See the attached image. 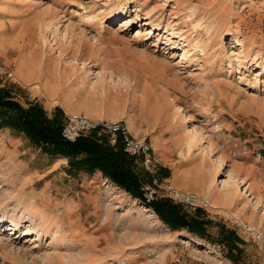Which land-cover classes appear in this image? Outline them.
<instances>
[{"label": "rangeland", "instance_id": "obj_1", "mask_svg": "<svg viewBox=\"0 0 264 264\" xmlns=\"http://www.w3.org/2000/svg\"><path fill=\"white\" fill-rule=\"evenodd\" d=\"M0 23V86L49 116L61 108L62 131L70 114L123 122L154 152L153 173L130 155L145 174L141 200L101 171L69 174L68 158L0 128V264H235L218 244L165 224L148 205L163 198L226 224L247 263L264 264L246 229L264 233V0H0ZM25 49L28 83L12 61ZM91 132L121 140L103 125L82 136ZM208 179L230 192L229 206L207 196Z\"/></svg>", "mask_w": 264, "mask_h": 264}, {"label": "trees", "instance_id": "obj_2", "mask_svg": "<svg viewBox=\"0 0 264 264\" xmlns=\"http://www.w3.org/2000/svg\"><path fill=\"white\" fill-rule=\"evenodd\" d=\"M62 125L61 108L56 107L53 116H49L38 101L24 105L10 88L0 86V128L21 132L42 151L68 158L67 171L71 175L101 171L126 192L145 200L141 189L145 174L137 159L124 151L122 140L113 145L106 136L91 132L71 142L62 136ZM148 205L172 229L185 230L200 239L214 242L235 264H248L245 248L242 247L244 240L226 224L210 218L203 209L191 211L168 198ZM213 226L219 227L217 235L211 231Z\"/></svg>", "mask_w": 264, "mask_h": 264}, {"label": "built area", "instance_id": "obj_3", "mask_svg": "<svg viewBox=\"0 0 264 264\" xmlns=\"http://www.w3.org/2000/svg\"><path fill=\"white\" fill-rule=\"evenodd\" d=\"M100 125L106 127L111 133V141L113 143H116L118 138H120L123 142L124 151L129 155L140 157L143 168L149 173H153L154 152L151 144L145 138L137 139L132 137L126 124L123 122L102 121L89 118L83 114H70L64 125L62 135L66 140L74 142L82 136L84 131L96 128ZM154 182L157 183L158 180L154 178ZM143 189L145 190V195L148 200L154 198L155 191L149 184L144 185ZM174 195L192 205H196L198 202L202 201L199 196L189 191H177L174 189ZM206 203L207 202H204V204ZM246 229L256 234L257 238L264 246L263 232L251 227H247Z\"/></svg>", "mask_w": 264, "mask_h": 264}, {"label": "crops", "instance_id": "obj_4", "mask_svg": "<svg viewBox=\"0 0 264 264\" xmlns=\"http://www.w3.org/2000/svg\"><path fill=\"white\" fill-rule=\"evenodd\" d=\"M27 57V58H26ZM24 58V59H23ZM12 61L15 63L17 70H16V78L21 80L23 83H28L31 80H29V78L32 79V76H30L29 72V68H27L30 65H33V67H35V62L34 59L31 57V55L26 56L23 53V57L21 58H13ZM9 63L8 60V64H12L13 62ZM33 61V64H31V62ZM25 62V63H23ZM23 63V64H22ZM22 65V66H21ZM21 67V68H20ZM26 70H25V68ZM22 69H24L25 71H23ZM21 72V73H20ZM34 74H35V68H34ZM27 78H26V77ZM134 131V130H133ZM132 131V132H133ZM135 136H140L142 135V132H140V134H137L139 132H133ZM143 134H145V132H143ZM145 136V135H144ZM237 161L239 162V167H243V155H238ZM243 169V168H242ZM241 177H243V172L241 174ZM215 186L213 185V181L211 182V179L207 180L204 184H203V190L204 188L207 190L205 193L207 194L208 197H210L216 204L222 205V206H229L231 198H230V192L227 189L224 188H220V189H216L214 188ZM200 189V188H199Z\"/></svg>", "mask_w": 264, "mask_h": 264}, {"label": "bare ground", "instance_id": "obj_5", "mask_svg": "<svg viewBox=\"0 0 264 264\" xmlns=\"http://www.w3.org/2000/svg\"><path fill=\"white\" fill-rule=\"evenodd\" d=\"M49 12L48 11H46L45 12V14L43 13V15L42 16H40V18H39V22H38V26L41 28V36H42V40L44 41V43L46 44L47 43V40H46V37H45V35H44V32H45V29H44V26H46L45 24V22H46V15L48 14ZM1 23H0V27H1ZM42 41V42H43ZM47 45V44H46ZM23 53L26 55V56H29V55H31V57L32 58H34L33 56H34V52H33V50L32 49H25L24 51H23ZM27 58V57H26ZM22 59V58H21ZM24 59V58H23ZM31 62V61H30ZM23 63H25V62H23ZM22 63V64H23ZM31 64H33V61L31 62ZM22 66V65H21ZM21 68V67H20ZM25 68V67H24ZM27 68H29V70H30V72H29V74H30V76L31 75H33V73H34V68L35 67H33V65H30V66H28ZM23 71H25L26 70V68H25V70L24 69H22ZM26 72V71H25ZM21 73V72H20ZM20 79V78H19ZM33 85H35V87H36V89H40L41 88V86H42V82L41 81H35V82H33ZM197 137H196V135L195 134H191V136H190V139L188 140V142H187V151L188 152H190L192 149H193V147H194V145L195 144H197ZM234 185V184H233ZM235 185H236V187H239V185L237 184V183H235Z\"/></svg>", "mask_w": 264, "mask_h": 264}]
</instances>
